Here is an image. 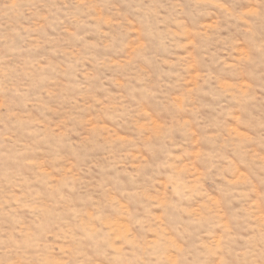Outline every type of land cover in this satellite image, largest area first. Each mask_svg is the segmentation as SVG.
<instances>
[{
  "label": "rangeland",
  "instance_id": "374dc122",
  "mask_svg": "<svg viewBox=\"0 0 264 264\" xmlns=\"http://www.w3.org/2000/svg\"><path fill=\"white\" fill-rule=\"evenodd\" d=\"M0 264H264V0H0Z\"/></svg>",
  "mask_w": 264,
  "mask_h": 264
}]
</instances>
